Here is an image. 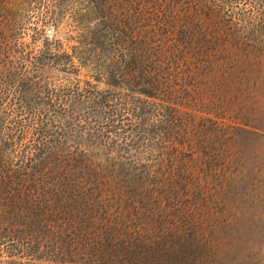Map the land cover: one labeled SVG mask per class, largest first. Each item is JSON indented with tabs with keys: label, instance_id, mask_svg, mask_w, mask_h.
Instances as JSON below:
<instances>
[{
	"label": "trees",
	"instance_id": "16d2710c",
	"mask_svg": "<svg viewBox=\"0 0 264 264\" xmlns=\"http://www.w3.org/2000/svg\"><path fill=\"white\" fill-rule=\"evenodd\" d=\"M0 264H264V0H0Z\"/></svg>",
	"mask_w": 264,
	"mask_h": 264
},
{
	"label": "rangeland",
	"instance_id": "374dc122",
	"mask_svg": "<svg viewBox=\"0 0 264 264\" xmlns=\"http://www.w3.org/2000/svg\"><path fill=\"white\" fill-rule=\"evenodd\" d=\"M18 14H21V23H22V26L20 28L19 31H22V37L20 38V42L22 43H25V44H31V39H30V35H31V31H30V28L31 27H34V19H35V15L34 13H32V11L30 10H24ZM51 31V34H52V30L49 29ZM47 33V32H46ZM51 34H47L48 36H50ZM43 45V39H40L38 38L34 44H31V46L29 47V49L33 52H35L36 50L40 49ZM59 78L61 77H58V75L56 74V76H51L50 80L54 81V82H59ZM81 80H84V79H87V78H84L83 76L80 77ZM92 84H95L96 87L98 89H104V85L103 84H100V83H96V82H93L92 80H90Z\"/></svg>",
	"mask_w": 264,
	"mask_h": 264
},
{
	"label": "water",
	"instance_id": "95a60500",
	"mask_svg": "<svg viewBox=\"0 0 264 264\" xmlns=\"http://www.w3.org/2000/svg\"><path fill=\"white\" fill-rule=\"evenodd\" d=\"M47 34H51V31L50 30H47Z\"/></svg>",
	"mask_w": 264,
	"mask_h": 264
}]
</instances>
